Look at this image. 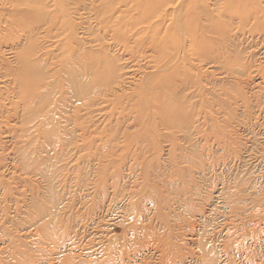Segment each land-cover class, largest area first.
I'll use <instances>...</instances> for the list:
<instances>
[{
    "label": "rangeland",
    "instance_id": "1",
    "mask_svg": "<svg viewBox=\"0 0 264 264\" xmlns=\"http://www.w3.org/2000/svg\"><path fill=\"white\" fill-rule=\"evenodd\" d=\"M43 1L25 32L0 0V264H264V0H166L120 30L135 0ZM29 41L42 91L69 53L107 64L90 98L50 96L51 138L13 72Z\"/></svg>",
    "mask_w": 264,
    "mask_h": 264
},
{
    "label": "bare ground",
    "instance_id": "2",
    "mask_svg": "<svg viewBox=\"0 0 264 264\" xmlns=\"http://www.w3.org/2000/svg\"><path fill=\"white\" fill-rule=\"evenodd\" d=\"M60 1L61 0H55V4H58V10H57L58 14H62L65 12L62 3H60ZM165 1L166 0H135L136 6L139 5L138 9L142 8L144 13L141 15L140 19L136 18L131 20L129 18L128 20H126L124 14V16H122L121 18L115 21H110V22L108 21L106 23H108L113 28L120 30L123 24L126 23L127 21L131 24L134 23L133 22L134 20L141 21L148 19L151 15L158 12L159 8ZM170 1L172 2V0ZM13 2L16 4V7L13 10L12 19L16 27L14 26V24H12L13 23L12 19L10 21V27L15 29L18 28V31L20 29H23L25 32H31V29L34 28V24L42 20L43 16H41V18L39 19V15L41 8H44L43 7L44 1L43 0H13ZM245 2H246L245 0H228L230 7L235 9H237L238 6L241 7L245 6L244 4ZM104 9L109 10V6L106 5ZM105 10H103L102 13L103 15L105 14ZM186 16L187 17L184 20L183 19L182 20L183 23L185 24V28L187 32L189 33L187 34L191 36L192 30L188 25V21L193 17L188 14ZM46 17L47 16H44V19L45 21H48ZM206 18L209 20L208 14H206ZM56 23L57 20L55 19V16H52L50 18V25H54ZM216 28L217 27H213V29ZM119 34L123 38L122 32ZM71 39L72 37L70 35L68 40ZM70 43L71 41H68V44H66L68 52L71 51V49H73V46H71ZM32 48H33V43L29 41L26 44V52L21 54L18 71H13V72L15 75V79L18 83L19 97L22 100V102H24L23 106L25 110V118H24L25 123L29 124L32 121H36V119H40L41 121H43L42 126H40V130L46 132L45 133L46 136H49V138H51L54 136V129L53 128L49 129L48 127L45 126L46 121L48 120V116L50 115L49 112H47L46 108L50 107L53 102V99L50 96L52 95L55 96V94L57 95V92H59L60 87L65 86L67 90L68 88H70V94L74 97L80 99L90 98V95L93 90L92 88H94V86L99 87L100 84L106 81L105 78L107 74V70H106L107 64L103 58L99 57V55H95L91 53L85 54L84 56L86 57L85 61L80 60L77 62L73 60L77 58L75 57L76 55L69 53L61 58L60 69L58 72L55 73L57 74L59 80H55L54 81L55 84H52L51 87L48 86L47 91H45V89L44 91H42L40 90V87L43 86V75H44L43 66L42 63L39 61L40 59L37 60L36 57H33L31 51ZM76 63H77V67L75 68L74 65ZM97 64L99 66L92 69V67L97 66ZM84 68L88 69V74L86 78L82 76V70ZM169 113L171 115L169 124H171L172 126L180 124V122L177 120L176 115L172 114V110H169Z\"/></svg>",
    "mask_w": 264,
    "mask_h": 264
}]
</instances>
